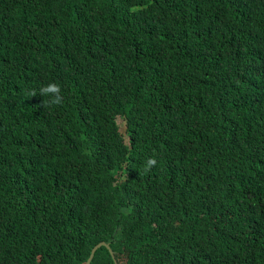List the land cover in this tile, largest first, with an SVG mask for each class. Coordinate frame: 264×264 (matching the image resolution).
<instances>
[{
    "label": "trees",
    "instance_id": "trees-1",
    "mask_svg": "<svg viewBox=\"0 0 264 264\" xmlns=\"http://www.w3.org/2000/svg\"><path fill=\"white\" fill-rule=\"evenodd\" d=\"M50 82L61 105L28 95ZM100 239L264 264V0H0V264Z\"/></svg>",
    "mask_w": 264,
    "mask_h": 264
},
{
    "label": "clouds",
    "instance_id": "clouds-1",
    "mask_svg": "<svg viewBox=\"0 0 264 264\" xmlns=\"http://www.w3.org/2000/svg\"><path fill=\"white\" fill-rule=\"evenodd\" d=\"M37 94L45 97H49V104H54V105H61L63 103V96L61 94V85L56 82H50L45 86H42L39 91L37 92L36 90H30L28 92V95L31 97L36 96ZM43 106H44V101H43ZM157 163V160L155 157H151L147 160L145 164V171L150 170L153 166H155Z\"/></svg>",
    "mask_w": 264,
    "mask_h": 264
},
{
    "label": "water",
    "instance_id": "water-1",
    "mask_svg": "<svg viewBox=\"0 0 264 264\" xmlns=\"http://www.w3.org/2000/svg\"><path fill=\"white\" fill-rule=\"evenodd\" d=\"M100 244H104L105 246L108 247V250H109V252H110V254H111V257H112V259H113L114 264H118V263H117V259H116L115 255H114V253H113L112 248L109 246L108 242H107L106 240H104V239H100L99 241H97L96 243H94V244L92 245V247H91V249H90V251H89V254H88V256L86 257V259H85V261H84L83 264H88V262H89V260H90V258H91V256H92V254H93L94 249H95L97 246H99Z\"/></svg>",
    "mask_w": 264,
    "mask_h": 264
}]
</instances>
